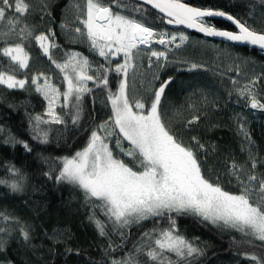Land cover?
<instances>
[{
	"label": "trees",
	"instance_id": "obj_1",
	"mask_svg": "<svg viewBox=\"0 0 264 264\" xmlns=\"http://www.w3.org/2000/svg\"><path fill=\"white\" fill-rule=\"evenodd\" d=\"M73 1L27 0L30 8L22 23L28 24L33 36L40 33L49 35L50 41L57 46L50 49V54L58 63H63L69 55L77 52L90 61V75L95 74L101 64L113 70L107 73V88L97 87L94 81H88L92 91L86 93L81 101L77 124L72 123L70 110L62 108L64 124L40 125V129L48 133L47 143H41L34 138L37 135L34 117H48L45 115V101L30 81L39 74L50 75L54 84L63 91L66 87L63 73L42 53L32 38L23 41L31 57L28 68L19 69L11 64L8 57L0 55V71L14 73L17 79L28 81L23 89H9L0 85V180L9 184L16 181L22 186L20 191H13L8 184H0V229H4L0 232V264H109L110 258H121L134 245L143 243L144 232H150L154 227H168L166 218H151L115 229L114 225L108 223V235L101 236L95 223L89 219L93 209L85 203L84 192L77 186L56 179L63 166L62 158L71 157L81 150L91 131L97 130V126L105 121L109 123L108 131H112L109 121L111 104L107 94L109 90L115 92L119 80L123 79L122 74L118 75L115 67L102 57L85 45L67 39V32L61 25L70 27L65 23L64 16ZM106 2L111 4L114 11L143 19L147 26L154 27L158 32H184L213 47L200 45L201 49H188L189 52L182 54L180 49L177 53L179 56L168 58L173 62L185 61L186 65H175L161 74L157 88L161 82L171 78L161 100L162 112L167 113L166 120L185 143H193L192 137H196L204 145L198 155L202 170H206V173L217 172L220 178L226 177L229 185L233 186L227 179L230 164L235 161L250 169V154L257 160L256 174L264 173V163H260L264 161V111L253 112L247 107V99L242 100L235 95L236 88L230 81L236 79V66L235 63L231 64L233 59L227 62L231 53H240L251 60L248 78L239 81L241 84L256 81L255 85L251 84L252 89L264 102V53L216 42L181 28L170 29L162 16L133 0H120V9L111 0ZM183 2L193 7L227 12L246 22L252 29L264 31V0ZM137 6L143 9V15L133 11ZM211 23L218 29L234 30L222 20L212 19ZM6 42L14 44L8 40ZM4 44L0 40V47ZM209 49L215 52L209 53ZM224 49H227L225 55ZM193 64L198 67L192 68ZM74 113L72 109L71 114ZM194 116H198L199 120L189 124L188 121ZM115 131L118 132V129ZM116 139L115 135L108 137L111 148L119 152L115 146ZM24 143L32 150H26ZM123 144L125 148L129 147L127 141H123ZM120 155L125 162H129L130 158ZM13 167L18 173L9 171ZM210 178L217 182L213 175ZM95 212L98 219L106 221L99 209ZM172 215L179 234L201 250V254L188 258L190 264H255L245 254H254L264 260V247H260L259 241L253 246L246 242L248 238L235 230L201 222V218L190 214ZM21 228L28 231V241L24 240ZM121 233L126 235V239ZM109 244L113 248L121 247L106 255Z\"/></svg>",
	"mask_w": 264,
	"mask_h": 264
},
{
	"label": "snow or ice",
	"instance_id": "obj_2",
	"mask_svg": "<svg viewBox=\"0 0 264 264\" xmlns=\"http://www.w3.org/2000/svg\"><path fill=\"white\" fill-rule=\"evenodd\" d=\"M143 2L164 14L168 24L184 25L207 36L222 37L227 41L258 46L264 50V31L252 29L246 22L227 12L193 7L183 0ZM111 3L117 9L122 7L120 0H111ZM75 7L80 12L76 19L83 25V30L76 27L74 31L86 35L91 50L107 60L109 65L112 63L110 57L122 54L123 63L117 62L114 71L118 75L122 74L123 79L119 80L115 92L109 90L107 94L111 104L109 121L112 131H108V121L98 125L97 130L91 131L81 150L71 157L62 158L63 166L56 179L77 186L84 192L85 203L93 209L89 219L95 223L101 236L108 235V223L114 225L115 229L151 218H166L168 222L167 228L154 227L150 232H144L143 243L134 245L121 258H110L109 264H190L188 258L201 254V250L179 234L173 213L194 215L201 218V222L235 230L248 238V244L256 246L255 242L259 241L260 247H264V173L259 176L256 174V158L250 154L251 167L247 172L243 165L232 162L229 175L236 180L237 191H226L218 178L217 182H213L211 173L206 175V170H202L198 153L204 145L196 137H192L193 143H185L166 120L167 113L162 112L161 100L171 78L161 82L151 97L129 96L128 73L142 51L140 46L150 49L149 59L155 57L157 61H167L168 46L175 43L177 36L169 35L166 31L158 32L154 27L147 26L143 19L114 11L106 0H85L83 8L79 4ZM29 8L27 0H0V22L6 21L7 32H18L21 39L20 43L0 47V55L8 57L11 64L19 69L28 68L31 57L23 41L32 38L43 54L63 73V83L66 85L63 91L46 76L43 84L39 83L40 76L31 79L36 91L48 101L45 113L48 119L34 117V130L37 131L34 138L47 143L48 133L41 130L40 125L65 123L64 117L56 111L57 105L68 108L72 123L77 124L81 101L86 93L92 91L88 81H94L97 87L107 88V73L113 69L101 64L95 74L90 75L92 65L81 53H72L63 63H58L50 54V49L57 46L50 41L49 35L40 33L33 36L28 24H22V18ZM133 11L143 15L140 6ZM215 18L230 22L237 31L218 29L211 23ZM61 27L67 25L62 24ZM179 40L180 44L175 45L177 48L188 40V36L180 33ZM153 42L163 45L166 50H152ZM191 67L198 66L193 64ZM26 83L27 80L17 79L14 73L0 71V85H6L9 89H23ZM255 83L251 82L252 85ZM239 94L247 96L251 108L264 110V103L257 99L250 86L239 89ZM72 109L75 110L74 114H71ZM198 120L199 117L194 116L188 123L194 124ZM117 129L118 132L115 131ZM113 135L117 137L116 148L123 156L130 158L129 162L117 158L109 147L108 137ZM123 141H127L129 147L125 148ZM24 148L32 150L27 143H24ZM9 171L18 173L14 167ZM0 184H8L13 191L22 189L16 181L9 184L8 181L0 180ZM96 209L106 217V221L96 217ZM2 231L4 229H0ZM20 231L24 240L28 241V231L23 228ZM121 235L126 239L124 233ZM119 247L113 248L109 244L105 254L109 255ZM245 256L255 264H264V260L254 254Z\"/></svg>",
	"mask_w": 264,
	"mask_h": 264
},
{
	"label": "rangeland",
	"instance_id": "obj_3",
	"mask_svg": "<svg viewBox=\"0 0 264 264\" xmlns=\"http://www.w3.org/2000/svg\"><path fill=\"white\" fill-rule=\"evenodd\" d=\"M84 3H85V0H83V1L74 0L73 2H70V4L68 5V8L66 10L65 16H64L65 17L64 18L65 23L68 24L70 27H64V29L67 32L65 34H66V37L69 40V42L83 44L89 50H91L90 42L87 40L86 35H81V34H78L74 31V29L76 27H80L83 30V25L80 24L79 21H77V19H76L77 15H80V12L77 10L75 5L79 4L81 6V8H83ZM84 31L86 32V30H84ZM6 32H7L6 21L0 22V40L1 41L6 42L8 40V41H11L10 43H14V44L21 42V39H20L18 32H7V34H5ZM168 33H169V35L175 34L177 36V40L175 41V43L168 46V49H167L168 58L170 56L172 58L177 57V55H178L177 53L180 49L182 50V52L180 54H182V53L187 52V51L189 52V50H192V49H197V50L201 49L202 47L200 45H208L209 47H211L210 44L205 43L204 41H202L196 37L187 35L184 32H176L175 31V32H168ZM180 33H184L185 35H187L188 40L186 42H184L183 44H181L179 48H177L175 45L180 44V40H179ZM14 44H4V45H1V47L7 46V45H14ZM140 48L142 49V51L133 61L134 67L129 69V73H128V84H129V96H130V98H132L133 95H135L136 98H141V97L146 98L148 95H150L157 88V86L159 84L158 83L159 78H161V74L165 71V69H172L175 67V65H177L179 67L186 65L185 61L173 62V61H170L169 59H167V61H164L163 59H161L160 61H157L155 57H151V59H149L150 49L144 45H141ZM211 48H213V47H211ZM151 49L157 50V51L166 50L163 45H159L155 42H153L151 44ZM41 51L43 53L42 49H41ZM222 51H223L224 55H225V53H227V49H224ZM92 52L96 53L95 51H92ZM212 52H215V50L209 49V53H212ZM74 53H77V52H74ZM230 55L227 58V62H228V60L233 59L232 63H231V61H230V63L232 65L235 63L234 66H236V68H235L236 72H235V76H234L236 79L230 81L233 88H236L235 95L237 97H239V99H242V100L247 99V107H248V109L252 110L253 112L264 111V110H261L258 108L257 109L251 108L250 102H249V99L247 98V96H241L239 94V89L244 88L246 85H248L252 88L251 82H249V84L248 83L241 84L239 81V80L242 81L245 78H248L249 75H248L247 70H248L249 64L251 63V60L249 58L241 55L240 53H234V54L231 53ZM109 59L112 61L111 65L114 67H115V64L117 62L123 63L122 54L118 57H110ZM105 61H107V60H105ZM36 76H40L39 83H41V84H43L45 76L50 80V82L52 84H54L52 76H50V75L39 74ZM157 77H158V79H157ZM31 85L34 86V88L36 90V86L33 84H31ZM252 91L254 92L253 89H252ZM39 94L43 98V100L45 101V107H46V111H47L48 101L44 99V96L41 93H39ZM256 97H257V99H259L260 96H258L256 94ZM62 100H63V98L61 97V103H62ZM261 103H264V102L261 101ZM56 111H57V113H59L61 115L62 107L59 104L56 107ZM108 143H109V147L111 148L112 145L110 144L109 140H108ZM113 153H114V155L117 156V158H120V159L123 158L120 155V152L113 150ZM244 168H245L246 172L250 170L247 166H244ZM208 173H211V175H213L216 179L218 178V182L221 184V186L224 188V190L230 191V192H236L237 191V182L233 177H231L229 175V171L227 174V179L229 181H231V184H233L234 187L229 185V183L225 179L226 177L220 178V174H218L217 172L208 171L206 173V175Z\"/></svg>",
	"mask_w": 264,
	"mask_h": 264
},
{
	"label": "water",
	"instance_id": "obj_4",
	"mask_svg": "<svg viewBox=\"0 0 264 264\" xmlns=\"http://www.w3.org/2000/svg\"><path fill=\"white\" fill-rule=\"evenodd\" d=\"M133 1L145 5L146 7L150 8L151 10L156 12L158 15L162 16L165 19L166 27H168L170 29H179V28H181V29L185 30L186 32H189V33H192V34H195V35H198V36H202V37L208 38V39L216 41V42H221V43H224V44H227V45H232V46H235V47L250 48V49H254V50L258 51V52L264 53V50L260 49L258 46H252V45L241 44V43H238V42L227 41L226 39H224L222 37L207 36V35H205L202 32H198L195 29L187 28L184 25L168 24L167 23V17H165L164 14L159 13V11L157 9H153L151 7V5L145 4L143 2V0H133ZM215 19L222 20V21H225V22L229 23L234 29V30H230V31H237L235 26L232 25L230 22H228L226 20H223L222 18H215Z\"/></svg>",
	"mask_w": 264,
	"mask_h": 264
}]
</instances>
